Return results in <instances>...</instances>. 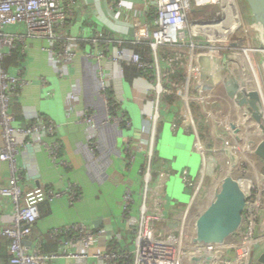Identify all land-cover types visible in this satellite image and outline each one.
I'll list each match as a JSON object with an SVG mask.
<instances>
[{
	"label": "built area",
	"instance_id": "1",
	"mask_svg": "<svg viewBox=\"0 0 264 264\" xmlns=\"http://www.w3.org/2000/svg\"><path fill=\"white\" fill-rule=\"evenodd\" d=\"M227 1L141 0L138 6L129 8L126 0H107L112 17L129 22L135 29L134 35L74 36L65 32V28L75 16L81 0H0V62L25 38H46L50 40V46L47 49L53 58L56 71L63 75L68 72V66L73 64L78 55L74 46L86 41L91 46L85 53L86 57L95 59L99 63L104 59L109 60V64L117 67L122 76L125 66H136L147 81V101L152 106L158 105L161 95L165 92L179 94L185 104L182 125L193 130L196 138L195 145L204 158V166L200 170V183L195 187L194 194L185 209L149 204L148 190L152 180L155 129L152 128L149 132L141 130L137 139L124 140L121 148L123 158L128 163L132 164L137 157L134 142L137 143L136 150L143 152L147 157V167L140 170L145 183L143 201L139 205L138 216H135L134 191L131 187L126 189L122 201L123 216L128 229L126 243L120 244L119 240L111 241L103 253L92 254L94 257L103 258L106 264H187L191 253L198 248V244L194 241L196 220L210 202L221 177L213 187L210 200L206 199L199 204L198 198L207 173L208 158L206 146L201 140L195 122L196 104L202 106L203 111L207 110L204 111L207 117H211L209 113L212 108L210 107L214 104L222 107L223 114L228 113L226 101L236 108L222 84L213 87L201 85L198 55L200 53L220 54L224 50L241 53L250 62V65H247L257 77V87L260 88L264 102V86L250 53L255 49L239 45L240 40L242 41L240 36H238L240 40H234V35L243 27V22L237 3L233 0V2ZM215 6H220V9L210 11L205 16L200 15L201 9ZM15 24H24L25 29L17 32L5 30L6 26ZM256 25V22L248 23L244 26L245 32L247 34L253 32L257 29ZM260 29L258 28L259 31L262 30ZM233 43L237 45L234 46ZM163 47L185 52V61L182 65L187 68V74L183 87L177 80L162 75L163 68L158 53ZM6 48L9 49L8 52L3 50ZM145 51H149L147 55ZM173 60L174 58H166L167 69L172 67ZM60 64L63 66H58ZM98 73L103 85L102 91L108 103V121L132 127L130 116L116 100L111 99L107 92L109 82L114 78L113 75L106 70L105 66H100ZM21 84L20 77L11 76L0 67V93L4 103L2 115L6 122V129L3 132L5 146L0 149V158L8 161L11 168V175L0 189V195L14 203L13 211L0 212V237H8L11 240V256L4 264H47L61 257H89V253L78 250L68 251L67 248L77 239L85 249H89L95 238L105 235L104 229L78 223L52 230L51 236L64 245L59 252L43 251L42 243L35 238L34 226L41 216L40 203L47 199L52 200L60 196L62 192L36 188L23 193L18 184L21 174L15 155L20 147L26 145V138L36 136L40 146L46 148L56 164L65 165V162L59 154V143L48 142L46 139L55 132V124L52 120L38 115L29 126L13 124L14 118L7 109ZM78 94L74 89L68 95L70 112L76 109ZM83 120L93 123L92 113L87 111ZM93 126L97 128L96 125L93 124ZM223 126L226 128L227 123ZM228 135L236 136L229 131ZM90 142L95 144L93 137ZM255 158L258 168L248 162L245 169L240 164L234 172V176L246 193L247 205L241 227L227 241L239 243L228 246L218 260V264H249L253 247L264 244V162L257 156ZM253 168H255V174L252 171ZM257 173L259 177L255 176ZM247 177H255L258 180H253L250 188L246 190L243 179ZM65 192L72 201L80 196L79 190L72 185ZM206 248L204 246L203 249L206 250ZM213 250L220 251L221 247L214 246ZM231 250L234 251V258L229 256Z\"/></svg>",
	"mask_w": 264,
	"mask_h": 264
},
{
	"label": "crops",
	"instance_id": "2",
	"mask_svg": "<svg viewBox=\"0 0 264 264\" xmlns=\"http://www.w3.org/2000/svg\"><path fill=\"white\" fill-rule=\"evenodd\" d=\"M140 1L126 0V4L129 8L136 7ZM112 16L107 0H81L65 32L74 36L134 35L135 29L129 22ZM23 29L24 24L5 27L8 32ZM87 43L82 41L74 46L78 55L73 64L68 66V72L63 75L56 71L53 58L47 49L50 40L46 38H25L17 45L19 55L8 54L0 62L6 73L22 79V84L7 109L14 118L13 124L29 126L31 123L27 122L38 115L52 120L55 132L46 139L48 142L59 143V154L65 162V165L56 164L46 148L40 146L36 136L26 138V145L20 147L15 155L21 174L18 184L23 193L36 188L62 192L60 196L40 203L41 216L34 226V234L42 243V250L59 252L64 248L50 234L56 228L84 223L105 231L104 236L93 240L89 249H85L77 239L67 248L68 251L89 253V257H61L47 264H106L103 258L94 257L92 254L103 253L111 241L126 243L128 229L123 216V195L128 187L133 189L136 200L135 216H138L145 187L140 170L147 167V157L136 150L137 143L134 142L137 157L135 162L128 163L123 158L121 148L124 140L137 139L141 130L149 132L152 128L155 129L152 180L149 187L154 186L156 190L151 195V204L186 207L194 194L186 177L190 176L194 180L203 168V155L195 145V134L190 127L182 125L185 104L180 95L165 92L158 105L152 106L147 101V81L136 66H125L122 76L117 67L109 64V60L104 59L99 63L86 57L85 53L91 47ZM3 50L9 51L8 48ZM148 52L145 51V55ZM158 55L163 75V71L167 70L166 58L171 57L163 55L161 49ZM100 66H105L113 75L107 92L113 101L116 100L125 109L132 120V127L108 121V103L98 73ZM74 89L79 93L78 103L76 109L70 112L67 98ZM3 110L4 103L0 93V149L5 146L3 132L6 122L2 115ZM87 111L92 113L93 123L83 120ZM221 112L222 109L214 111V118ZM228 113L225 115L228 120L222 119L220 125L231 121L232 113ZM92 137L95 144L90 142ZM243 143L242 146L233 148L237 155L249 149ZM225 168L222 177L229 172L227 166ZM10 175L9 162L0 158V189L7 183ZM253 179H243L246 190L250 188ZM216 182L217 179H214L212 190L206 195L208 201ZM70 185L80 192V196L74 201L65 192ZM151 198L148 193V202ZM13 209L14 203L0 195V212H11ZM10 243L8 237H0V264L7 263L10 259ZM228 246L229 242L220 246L221 255ZM212 264H218V260H214Z\"/></svg>",
	"mask_w": 264,
	"mask_h": 264
},
{
	"label": "water",
	"instance_id": "3",
	"mask_svg": "<svg viewBox=\"0 0 264 264\" xmlns=\"http://www.w3.org/2000/svg\"><path fill=\"white\" fill-rule=\"evenodd\" d=\"M246 2L251 9L252 19L261 25L264 36V0ZM260 49L264 51V42L261 43ZM197 62L201 85L213 87L222 84L236 108L243 113L248 123L255 126V130H249L248 125L231 120L227 124V130L239 138L240 132L245 128L248 147L252 149L254 156L264 162V102L244 56L225 50L220 54L200 53ZM214 123L216 126L217 122ZM216 139L223 141L220 136H216ZM233 148L222 142L221 148L218 149L224 151L231 170L221 178L210 202L196 220L194 241L198 248L191 253L187 264H212L214 260H218L221 252H214L213 247L227 242L243 223L247 196L234 176L240 161ZM257 245L253 247L249 264H264V244H260L262 247L254 256ZM204 246L207 247L206 250L203 249Z\"/></svg>",
	"mask_w": 264,
	"mask_h": 264
},
{
	"label": "rangeland",
	"instance_id": "4",
	"mask_svg": "<svg viewBox=\"0 0 264 264\" xmlns=\"http://www.w3.org/2000/svg\"><path fill=\"white\" fill-rule=\"evenodd\" d=\"M230 1V0H229ZM227 1V2H229ZM234 2L237 3L238 7H239V11H240V15H241V19L243 22V27H241L237 34L234 35V40L239 39L238 36H240L242 38V41L240 40V42L238 43L239 45H243V47H251V49H255L252 50L250 53L252 55V57L254 58L255 61V66H256V71L258 73V76L260 78V80L263 83L264 86V51L260 49V45L261 43L264 42V37L262 39V28L261 25L258 24L255 27L257 29H255L253 32L251 31L250 33H246L245 32V28L244 26L247 25L248 23H250L253 19H252V14H251V9L248 5V3L246 2V0H233ZM220 6H215V7H211V8H203L200 11V15L201 16H205L206 13H209L210 11L216 10L218 9ZM220 9V8H219ZM254 21V20H253ZM252 23V22H251ZM258 28L261 30L259 31ZM260 50H259V49ZM161 51L163 53V55L167 56V57H171L170 55L175 54V57H178L180 59H183V53L179 50H174L171 47H163L161 48ZM182 53V54H181ZM182 77L181 78H177V77H171L168 69L163 71V75L164 77H170L171 79H175L179 82V84L183 87L185 85L186 82V74H187V68L186 67H182ZM177 69L176 66H173L169 69L171 72H174ZM232 105H229V110L231 111V115L235 114L236 112V116H238V120L235 121L236 123H238V121L242 122L245 124V122L248 123V120L246 119V117L243 115V113L238 109L236 110L235 107H231ZM196 108H197V112L195 113L196 117H195V122L198 128V132L199 135L201 137L202 142L205 144L207 150V158H208V167H207V173L205 175V178L203 179V183L201 185L200 188V195L198 198V203L201 204L203 202L206 201L205 196L211 192L212 190V186H213V181L214 179H219L220 177H222V174L224 173V171L226 170V168H224L226 165H228L229 161L227 159V157L224 155V151L222 150H218L221 148L222 142H226L225 140H237V142H245V144L243 143L244 146H246L247 148H249L248 143H247V137L245 134V128L242 129V132L240 133V139L238 138H234V137H230L228 135V131L223 125H220L219 122L223 119V121L228 120L227 117L225 116L226 114H223L221 112V114L219 116H215V118H211V117H207L204 113V111L206 112L207 110L202 109V106H200L199 104H196ZM213 111H219L222 109V107L220 105H211V107ZM229 114V113H227ZM218 115V114H216ZM234 116V115H233ZM235 119V116H234ZM217 122V125L215 126V123ZM248 129L249 130H255V126L252 125L251 123L247 124ZM215 127V128H214ZM230 132V131H229ZM216 136H220L222 137L224 140L222 141H217ZM245 139V140H244ZM228 141L226 142L228 145L234 147L236 146V144H234V141ZM221 155V157L219 156ZM224 156V158H222ZM239 156V154H238ZM240 157V156H239ZM248 162L250 163V161L247 160H242L240 159V164L242 165L241 167L243 169H245L246 164H248ZM251 164V163H250ZM255 165V164H254ZM202 166H204V158L202 157ZM254 167V166H253ZM228 168V166H227ZM253 173L255 174V168H253ZM261 174V173H260ZM200 174H198V176L192 180V178L190 176H187V184L190 186V181H192V183L195 184V187L198 186V184L200 183ZM255 176L259 177L260 175L257 173ZM156 188L154 189V186H150L148 193L149 196L151 198V195H153L155 193ZM149 204L153 203V199H149ZM185 209V207L183 208ZM262 245V244H261ZM262 246H260V244L257 245L255 251L253 252L254 256L256 255V253L261 249ZM190 255V254H189ZM233 256L234 258V251L231 250L229 252V256ZM255 262V261H254ZM253 264H256L253 263Z\"/></svg>",
	"mask_w": 264,
	"mask_h": 264
},
{
	"label": "bare ground",
	"instance_id": "5",
	"mask_svg": "<svg viewBox=\"0 0 264 264\" xmlns=\"http://www.w3.org/2000/svg\"><path fill=\"white\" fill-rule=\"evenodd\" d=\"M258 25V24H257ZM264 37V36H263ZM244 60H245V62H246V64H249L250 65V62H249V60L246 58V57H244ZM248 66V65H247ZM250 69V68H249ZM253 69V68H252ZM251 71V74H252V77H253V81H255V84H256V86H258L257 84V77L255 76V73H254V71H252V70H250ZM258 90L260 91V88L258 87ZM226 104H227V106H228V111H230L229 110V103H227V101H226ZM214 111L211 109V111H210V116H211V118H213L214 117V113H213ZM213 113V114H212ZM231 115V114H230ZM234 116H235V119H234ZM234 116L233 115H231V120L232 121H237L239 118H238V116H236L235 114H234ZM245 124L247 125L248 123L247 122H245ZM242 132V131H241ZM240 132V133H241ZM235 137H237V136H235ZM238 139H240V138H238ZM224 140V139H223ZM232 140V139H231ZM230 139L229 140H225L226 142H228V141H231ZM245 140V139H244ZM232 141H234V144H236V146L237 147H239V146H242V142L240 141V142H237V140H232ZM236 146H234V147H236ZM220 157H221V155H219ZM238 156V155H237ZM240 156V157H239ZM239 156H238V159H239V161H240V159H244V160H247V161H250V163H251V165H253L254 167H257L258 168V163H257V160H256V158H255V156H254V154L252 153V149H248V150H246V151H244V152H241L240 154H239ZM222 158H224V156L222 157ZM255 164V165H254ZM226 166H228V170H231L230 168H231V165L228 163V165H226ZM225 166V167H226ZM224 167V168H225ZM238 167V166H237ZM255 178V177H254ZM253 180H258V178H255V179H253ZM230 243V245H236V244H238L239 242H237V241H231V242H229ZM219 259H220V256H219ZM218 259V260H219Z\"/></svg>",
	"mask_w": 264,
	"mask_h": 264
},
{
	"label": "trees",
	"instance_id": "6",
	"mask_svg": "<svg viewBox=\"0 0 264 264\" xmlns=\"http://www.w3.org/2000/svg\"><path fill=\"white\" fill-rule=\"evenodd\" d=\"M251 22H255V21H251ZM17 48H18V46H17ZM17 48H15V49H13L10 53H8L9 55H19L20 53H19V50H17ZM143 49V48H142ZM182 53H183V59H180V58H178V57H175V54H172V55H170L171 56V58H174V60H173V62H172V65L173 66H176L177 67V69L174 71V72H171L170 70H168L169 71V73H170V75H171V77H177V78H181L182 77V67H184L183 65H182V62H184L185 61V52H183V51H181ZM181 53V54H182ZM8 54H6L4 57H3V59H2V61L1 62H3V60H4V58L6 57V56H9ZM1 65V64H0ZM1 67V66H0ZM33 122V120H31V121H28L27 123H32ZM190 187H191V189L194 191V189H195V184L194 183H190ZM205 199H207L206 198V196H205ZM127 264V263H126Z\"/></svg>",
	"mask_w": 264,
	"mask_h": 264
},
{
	"label": "flooded vegetation",
	"instance_id": "7",
	"mask_svg": "<svg viewBox=\"0 0 264 264\" xmlns=\"http://www.w3.org/2000/svg\"><path fill=\"white\" fill-rule=\"evenodd\" d=\"M236 113H238V112L235 111V115H236ZM233 115H234V114H233Z\"/></svg>",
	"mask_w": 264,
	"mask_h": 264
}]
</instances>
